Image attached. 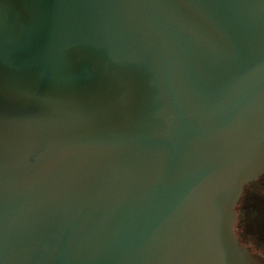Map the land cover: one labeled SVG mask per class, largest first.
I'll return each mask as SVG.
<instances>
[{"label": "water", "instance_id": "95a60500", "mask_svg": "<svg viewBox=\"0 0 264 264\" xmlns=\"http://www.w3.org/2000/svg\"><path fill=\"white\" fill-rule=\"evenodd\" d=\"M264 0H0V264H264Z\"/></svg>", "mask_w": 264, "mask_h": 264}, {"label": "trees", "instance_id": "16d2710c", "mask_svg": "<svg viewBox=\"0 0 264 264\" xmlns=\"http://www.w3.org/2000/svg\"><path fill=\"white\" fill-rule=\"evenodd\" d=\"M236 210L235 234L239 241L250 251L264 256V174L245 186ZM248 239L255 250L247 243Z\"/></svg>", "mask_w": 264, "mask_h": 264}, {"label": "rangeland", "instance_id": "374dc122", "mask_svg": "<svg viewBox=\"0 0 264 264\" xmlns=\"http://www.w3.org/2000/svg\"><path fill=\"white\" fill-rule=\"evenodd\" d=\"M262 183H263V182H261V183H259V184H262ZM247 243H248V244L251 246V248H252V249H254V250H255V247H253V245L251 244V242H250V240H249V239L247 240Z\"/></svg>", "mask_w": 264, "mask_h": 264}]
</instances>
